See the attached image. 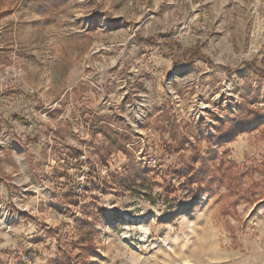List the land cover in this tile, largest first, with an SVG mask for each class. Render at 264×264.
<instances>
[{
    "label": "rangeland",
    "instance_id": "rangeland-1",
    "mask_svg": "<svg viewBox=\"0 0 264 264\" xmlns=\"http://www.w3.org/2000/svg\"><path fill=\"white\" fill-rule=\"evenodd\" d=\"M7 66L24 75L0 80V264L77 254L91 224L77 264H264V0H0ZM107 121L130 152L103 163ZM210 150L240 192L170 173ZM130 158L152 190L127 181Z\"/></svg>",
    "mask_w": 264,
    "mask_h": 264
},
{
    "label": "trees",
    "instance_id": "trees-1",
    "mask_svg": "<svg viewBox=\"0 0 264 264\" xmlns=\"http://www.w3.org/2000/svg\"><path fill=\"white\" fill-rule=\"evenodd\" d=\"M259 113L261 112L258 108H254L248 114H244V116L238 118V122L236 121L233 125H221L218 133L219 136L225 137L231 135L235 128L252 124L256 115ZM99 121L101 122L102 119L100 118ZM98 129L99 132L104 134L109 141L107 146L101 148V159L103 163H106L111 153L116 150H121L129 156L130 149L127 147L130 143L129 135H119L116 133L109 126V121H107V123H100ZM176 139V145L170 144L167 145V147L171 151L179 152L185 148V142L184 140H180V138ZM216 155L217 152L215 150H210L207 157L203 156L198 151H195L181 166H174L170 170V173H172L179 180L183 179L180 184L182 187L190 189L196 185L194 188L197 191L195 195L199 194V192H213L214 190H219L221 187L227 188L229 191L240 192L238 187L242 180H240L241 177L236 174L234 164L227 158L216 160ZM125 167L130 169L128 173L132 175L128 176L127 181L137 184L136 187L138 186L143 190L146 189L150 191L153 189V186L157 184V182L148 175V172L137 164L134 158H130ZM89 176L92 178L93 174L90 173ZM174 190H176V188H174ZM220 196L225 198L226 194L221 190ZM95 231L94 225L91 224L89 231L82 233L80 240L75 242V245L80 249L79 253H65L63 255H59L58 258L50 260L49 264H77V256H88L92 252H95Z\"/></svg>",
    "mask_w": 264,
    "mask_h": 264
},
{
    "label": "built area",
    "instance_id": "built-area-1",
    "mask_svg": "<svg viewBox=\"0 0 264 264\" xmlns=\"http://www.w3.org/2000/svg\"><path fill=\"white\" fill-rule=\"evenodd\" d=\"M24 71L19 66H7L0 69V80L6 86L13 84L14 82L22 79ZM34 92V90L31 89Z\"/></svg>",
    "mask_w": 264,
    "mask_h": 264
},
{
    "label": "crops",
    "instance_id": "crops-1",
    "mask_svg": "<svg viewBox=\"0 0 264 264\" xmlns=\"http://www.w3.org/2000/svg\"><path fill=\"white\" fill-rule=\"evenodd\" d=\"M3 130V129H2ZM1 130V131H2ZM3 151V150H2ZM7 156H5V153H3V154H0V165L1 166H3V170H6V171H8V164L9 163H6V161H7V158H6ZM10 157H12V158H10L9 159V161H11V164H17L18 165V163H19V159H18V157L16 156V155H12V156H10ZM9 172V171H8Z\"/></svg>",
    "mask_w": 264,
    "mask_h": 264
}]
</instances>
